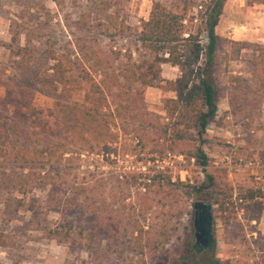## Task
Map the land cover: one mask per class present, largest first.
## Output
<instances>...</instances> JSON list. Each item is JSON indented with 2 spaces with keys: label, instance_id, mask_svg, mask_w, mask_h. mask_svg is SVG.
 Listing matches in <instances>:
<instances>
[{
  "label": "rangeland",
  "instance_id": "374dc122",
  "mask_svg": "<svg viewBox=\"0 0 264 264\" xmlns=\"http://www.w3.org/2000/svg\"><path fill=\"white\" fill-rule=\"evenodd\" d=\"M33 1L49 16L37 32L39 41L26 46L24 34L16 37L13 47L23 48L24 59H20L8 50L14 31L12 23L20 6L15 0H0V119L17 122L20 129L16 148L0 152V232L8 236L7 244L0 247V264H87L88 256L82 250L75 252L44 237V228L62 226L69 218L60 213L52 194H48L49 186L40 183L43 174L47 175L48 183L61 186L58 198L63 191L68 193L71 184L85 178L87 171L123 177L167 169L171 182L178 178L188 181L190 186L202 181L205 174L193 159L187 161L181 155L155 153L150 147L155 135L150 129L145 130L146 138L138 145L131 132L137 119L133 123L107 120L111 136L117 138L115 155L104 157L88 152L87 146L92 143L84 142L91 141L93 134L84 132L80 137L82 131L90 129L86 124L89 118L81 119L87 108L83 103L86 86L80 81L78 71L83 64L77 55H71L70 43L73 23L86 12L88 0ZM104 1L111 3L110 13L118 14L117 25L129 26L130 35L137 34L153 3L172 12H181L183 8L180 0ZM186 15L192 18L187 24L188 30L197 34L201 25L196 23V11L187 7ZM42 20L37 22L40 24ZM214 31L224 39L213 65L217 113L206 129L208 132L205 131L202 148L208 159L206 174L230 189L232 220L221 224L219 210L212 207L209 214L212 249L199 252L192 248L193 210L189 207L177 226L175 237L164 248H154L151 241L144 244L142 253L118 246L109 251L103 264H176L183 254H186L185 264H264V95L253 93L248 72L252 46L264 44V4L255 0H225ZM198 39L205 43L203 32ZM230 41L240 44L241 50L235 59ZM98 44L107 49L112 43L98 36ZM135 44H127L133 61L143 55ZM114 47L117 50L119 43ZM46 48L51 50L49 60L44 57ZM31 52L32 61L28 62L26 58ZM67 57L70 63H66ZM175 76L177 71L169 66L160 67L162 81ZM172 97L170 92L146 88L137 104L153 116V123L154 118L160 122L163 102ZM100 132H106L105 128ZM126 149L128 152L124 154ZM28 172L32 185L17 191V177ZM111 187V184L106 186L104 202L113 211L115 206L109 199ZM167 208L163 200L153 208V215L146 216L142 230L148 232L147 237L153 238V234L155 238L159 212L162 210V214ZM105 232L108 236L118 232L125 239L129 237V229L120 220L108 224Z\"/></svg>",
  "mask_w": 264,
  "mask_h": 264
},
{
  "label": "trees",
  "instance_id": "16d2710c",
  "mask_svg": "<svg viewBox=\"0 0 264 264\" xmlns=\"http://www.w3.org/2000/svg\"><path fill=\"white\" fill-rule=\"evenodd\" d=\"M180 1L183 5L181 12H172L157 2L153 3L147 19L140 23L137 34H131L133 37L129 33V26L117 25L118 14L109 12V1L88 0L86 12L81 13L73 23L71 55H77L83 64V68L78 70L79 79L86 86L83 103L87 108L81 119L89 118L86 124L90 128L82 131L80 137L84 132L86 135L93 134L91 141L88 139L84 142L92 143L87 146L88 152L104 157L116 154L117 138L111 136L107 120H127L131 123L139 120L136 127H131L138 145L146 138L145 130L150 129L155 135L150 147L155 153L181 155L187 161L193 159L194 164L205 174L202 181L190 186L188 181L178 178L171 182L167 169L151 174L131 173L123 177L87 171L85 178L71 184L68 193L63 191L59 198L61 186L51 185L47 175L43 174L40 183L49 186L48 194H52L60 213L69 218L68 221L64 220L62 226L44 228V237L56 240L75 252L82 250L88 256L87 264H103L108 259L109 251L118 246L142 253L144 244L151 241L154 248H164L175 237L178 224L193 205H206L209 212L212 207L218 209L221 224H228L232 220L230 189L224 188L217 179L206 174L208 159L202 148L205 131L217 113L218 96L213 65L217 49L224 39L218 37L214 29L225 0ZM255 1L264 4V0ZM15 3L20 6V10L12 23L14 31L8 50L14 57L24 59L21 53L23 48L13 47L16 37L24 34L26 46L39 41L37 32L46 24L49 14L33 0H15ZM187 7L196 11V23L201 25L197 34L188 30L187 24L192 18H187ZM41 18L43 20L39 24L37 21ZM201 32L204 34V44L198 39ZM98 36L112 44L107 49L100 48ZM129 42L136 43L143 51L137 61L131 59V47L127 45ZM117 43L119 47L116 50L114 45ZM228 43L231 45L232 58H237L240 44L234 41ZM32 55V52L28 54V62L32 61ZM44 55L48 60L51 59V50L46 48ZM66 59V63H70L69 58ZM162 65L176 68L177 76L173 80L162 81ZM248 72L253 93L264 95V44L252 46ZM146 88H158L173 94L172 98L163 102L160 122L159 118H154L153 123V116L141 110L137 104ZM101 128H105L106 132H100ZM19 132L17 122L0 119V152L16 148ZM66 151L63 150V154ZM127 152V149L124 150V154ZM30 176L28 172L25 176L17 177V191L32 185ZM109 184L112 185L109 199L115 206L113 211L104 202V191ZM126 199L128 201L124 204ZM163 200L168 208L162 214L160 210V216L156 218L158 228L155 238L151 233L153 238L147 237L148 232L142 230V223L146 216L154 214L153 208L160 206ZM118 220L129 229L128 239L123 235L121 237L118 232L111 236L105 232L108 224H115ZM191 225L193 227V221ZM73 228L75 231H72ZM7 237L0 232V247L7 244ZM184 259L186 254L179 256L175 263L185 264Z\"/></svg>",
  "mask_w": 264,
  "mask_h": 264
},
{
  "label": "flooded vegetation",
  "instance_id": "af4514ba",
  "mask_svg": "<svg viewBox=\"0 0 264 264\" xmlns=\"http://www.w3.org/2000/svg\"><path fill=\"white\" fill-rule=\"evenodd\" d=\"M194 224V243L192 248L202 252L204 250H211V226L210 220L206 217L203 208H196L193 210Z\"/></svg>",
  "mask_w": 264,
  "mask_h": 264
},
{
  "label": "water",
  "instance_id": "95a60500",
  "mask_svg": "<svg viewBox=\"0 0 264 264\" xmlns=\"http://www.w3.org/2000/svg\"><path fill=\"white\" fill-rule=\"evenodd\" d=\"M199 207L204 209V213H205L206 217L210 220V216H209V214H210V212H209V208H208L206 205H203V204H201V205H199V206H197V205H193L192 209L195 210L196 208H199ZM194 224H195V218H193V226H194ZM193 228H194V227H193Z\"/></svg>",
  "mask_w": 264,
  "mask_h": 264
},
{
  "label": "crops",
  "instance_id": "0c3cea01",
  "mask_svg": "<svg viewBox=\"0 0 264 264\" xmlns=\"http://www.w3.org/2000/svg\"><path fill=\"white\" fill-rule=\"evenodd\" d=\"M170 69H171L172 71H177L176 68H172V67H170ZM175 75H176V74H175ZM175 77H176V76H175ZM175 77H174V78H175ZM174 78H173V79H174ZM173 79H169V80H173ZM206 132H208V131L206 130Z\"/></svg>",
  "mask_w": 264,
  "mask_h": 264
},
{
  "label": "built area",
  "instance_id": "2783aa9c",
  "mask_svg": "<svg viewBox=\"0 0 264 264\" xmlns=\"http://www.w3.org/2000/svg\"><path fill=\"white\" fill-rule=\"evenodd\" d=\"M240 29H242V27Z\"/></svg>",
  "mask_w": 264,
  "mask_h": 264
}]
</instances>
